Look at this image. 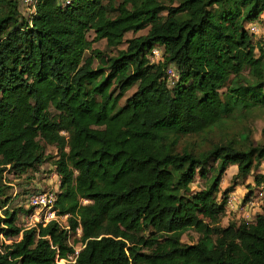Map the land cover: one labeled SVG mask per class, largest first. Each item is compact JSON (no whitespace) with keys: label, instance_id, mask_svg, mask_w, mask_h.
<instances>
[{"label":"trees","instance_id":"obj_1","mask_svg":"<svg viewBox=\"0 0 264 264\" xmlns=\"http://www.w3.org/2000/svg\"><path fill=\"white\" fill-rule=\"evenodd\" d=\"M64 2L35 0L24 15L22 0H0V264H58L76 243L67 264H264V198L253 220L223 226L234 186L220 191L229 166L237 185L264 162V125L258 144L249 132L188 141L264 108V46L247 29L264 0ZM46 162L66 223L24 227L30 210L10 207L4 174ZM189 230L195 243L181 241Z\"/></svg>","mask_w":264,"mask_h":264},{"label":"rangeland","instance_id":"obj_2","mask_svg":"<svg viewBox=\"0 0 264 264\" xmlns=\"http://www.w3.org/2000/svg\"><path fill=\"white\" fill-rule=\"evenodd\" d=\"M165 3H169V0H163ZM21 12L24 15H28L30 12V8L26 6H20ZM247 29L252 34V40L254 42H260L264 46V14L260 15V17L253 23L247 25ZM145 31H140L137 33L143 34ZM93 33L92 31L88 32V38H92ZM131 33L126 34V38L131 37ZM94 48H99L100 50H106V43L105 40H100L93 43ZM113 52V51H112ZM258 53V50L256 51ZM111 53V52H110ZM246 76V72H244ZM136 86L131 87L127 92L126 96L130 95ZM124 100V99H123ZM120 101V103L123 102ZM264 125V108L262 107H255L249 110L247 114L242 115L241 112L235 114L232 118L226 120L220 129H216L213 133H208L200 136H193L188 138V141L194 142L196 144L203 145V147L209 146L211 143L208 142V139H212L214 141L220 138H238L242 132H249L250 138L253 140L254 144H258L262 140L261 136V129ZM186 138L182 140V143L185 141ZM55 147L54 146H47L46 152L49 155L55 154ZM237 173V166L232 165L227 168V170L223 173L222 179L220 182V191L222 192L225 188L234 186L233 188V196L240 199L243 202V197L247 195V193L252 190L254 191L256 197H263L264 198V189L261 186L254 185L253 182V175L256 174H264V162L260 163L259 166L254 167L251 171V175L244 181H238L237 185L232 182V177L234 174ZM55 169L51 165L50 162L43 163L41 166L37 167L35 170H27L21 176H13L12 173L6 172L4 174L5 180L7 183L10 184L12 190H10L9 194L13 197L12 204L10 207H22L23 209L30 210L29 213L32 211L31 208L26 206L24 195L28 191H46V190H57L59 186V181L57 176L55 175ZM211 173L208 174L210 176ZM205 179L199 177L197 174L195 177L194 182L191 184V189L196 191L200 190L205 186ZM15 195V196H13ZM222 197V195H218L217 198ZM245 198V197H244ZM258 198V199H259ZM248 212V213H247ZM250 212V213H249ZM255 211L247 210V209H239V211L232 212L229 217L223 218L221 220V224L226 226L229 221H239V220H247L251 221L254 218ZM2 216V210H0V217ZM26 217V216H25ZM24 215H20L18 218V223L22 226H27L30 223V220H26ZM62 224H65V218L60 220ZM80 235V230L77 231L75 235H71L69 237V242L72 243L75 238H78ZM199 239V234L194 232L193 230H189L184 233L181 237V241L183 243L191 244L195 243ZM2 239H0V242ZM80 243H76L75 248L77 250L80 249ZM59 264V263H58ZM67 264V263H65Z\"/></svg>","mask_w":264,"mask_h":264},{"label":"built area","instance_id":"obj_3","mask_svg":"<svg viewBox=\"0 0 264 264\" xmlns=\"http://www.w3.org/2000/svg\"><path fill=\"white\" fill-rule=\"evenodd\" d=\"M70 2V0H65L63 5H67ZM22 3L26 7H31L34 5L35 0H22ZM161 58L160 55V49L157 47H154L151 52L150 60L157 61ZM178 79V75L174 68L172 66L168 67L165 71V80L169 85H173ZM56 191L55 190H46V191H31L29 193H26L24 195L26 206L31 208L32 211L30 213H27L24 215L26 220H30L29 225L25 227H31L35 226L38 223H41L42 225H46L52 220H56L57 222H60L62 218H65L66 216H60L57 215L56 210L54 209V202L56 200ZM259 198V197H258ZM263 199V197L259 198ZM262 201L257 200L256 196H251L248 198L243 204L242 201L238 198H236L233 195H229L227 199V215L230 214V212H236L241 210H249L252 207L258 206L260 207ZM61 223V222H60ZM78 250L75 249V254L69 256V260L66 259H59L56 262L59 264H65L68 262H72L71 259L77 254Z\"/></svg>","mask_w":264,"mask_h":264},{"label":"crops","instance_id":"obj_4","mask_svg":"<svg viewBox=\"0 0 264 264\" xmlns=\"http://www.w3.org/2000/svg\"><path fill=\"white\" fill-rule=\"evenodd\" d=\"M234 192L232 191L230 194L232 195ZM229 194V195H230ZM257 200L259 201V203H260V201H262V199H258V197H257ZM250 210H253V211H255V213H259L260 211H261V208L260 207H258V206H255V207H252ZM248 213V212H247ZM250 213V212H249Z\"/></svg>","mask_w":264,"mask_h":264}]
</instances>
